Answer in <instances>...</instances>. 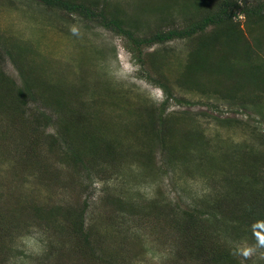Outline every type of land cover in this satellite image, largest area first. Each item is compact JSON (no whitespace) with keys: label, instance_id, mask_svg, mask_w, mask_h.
<instances>
[{"label":"rangeland","instance_id":"1","mask_svg":"<svg viewBox=\"0 0 264 264\" xmlns=\"http://www.w3.org/2000/svg\"><path fill=\"white\" fill-rule=\"evenodd\" d=\"M156 1L100 0L107 15L130 19L142 34L183 24L197 9L193 0H160L169 6L161 12ZM238 20L239 38L223 36L210 57L233 70H205L203 84L186 86L184 65L196 38L156 44L140 58L126 37L96 19L38 0H0V68L19 87L29 77L39 99L28 100L23 115L0 108V217L7 219L0 221V264H207L190 244L205 230L206 243L228 247L239 264H264V239L259 244L232 226L207 225L203 216L198 228L177 227L186 209L205 208L204 199L225 193V168L241 167V154L257 151L264 162V20L249 22L244 14ZM215 30L211 25L207 33ZM156 50L163 55H153ZM156 68L179 99L165 104L163 115L175 118L166 123L172 133L163 141L154 130L162 126L165 90L139 76ZM254 74L259 85L250 79ZM61 89L72 109L91 113L90 131L103 137L101 144L112 143L116 157L94 162L88 140L74 127L66 142L59 137L66 118L40 98ZM220 117L232 121L224 125ZM199 134L189 148L179 143ZM71 146L79 159L68 152ZM220 201L232 208L229 199ZM157 207L168 218L155 217ZM71 210L84 211L82 231L90 233L97 257L77 248L80 234L65 217Z\"/></svg>","mask_w":264,"mask_h":264},{"label":"trees","instance_id":"2","mask_svg":"<svg viewBox=\"0 0 264 264\" xmlns=\"http://www.w3.org/2000/svg\"><path fill=\"white\" fill-rule=\"evenodd\" d=\"M38 1L44 3L48 7H58L67 15L78 12L87 18L98 20L101 24L106 26V28L126 37L129 43L128 48L132 49L134 52H138L140 58L145 48H151L156 44H164L182 38H190L192 40L196 38V46L190 54V62L188 61V63L184 65V74L186 73L187 76L186 86L190 84L195 86L203 84L199 79L201 78L202 72L205 70H211L217 73L220 71L230 72V70H233L230 64L225 63L224 60L219 62L211 60L210 57L213 56L214 50L220 49L218 46L221 44L220 40L223 36L229 37L233 35L235 40L239 38H236V36H240L238 34L239 26L237 21H239L238 18H240L241 14H244L247 20L249 19V22L264 20V0H260L252 5L244 4L240 0H203L204 3L213 2L210 7H207L208 4L203 7L201 0H193L192 7L197 9L191 11V13L185 14L183 24L179 23L172 26L158 27L153 31L142 34L139 29L136 31V29L132 28L133 26L130 19L115 15H107L104 9L106 3L104 2L103 6H101L100 0ZM155 3L160 4L158 7L160 10H158L161 12L163 9L166 11L169 8L168 5L166 6V2L160 3V0H157ZM187 5L191 6L190 1L187 2ZM146 12L148 14L153 13L147 10ZM211 25H216L219 27V30L207 33V29ZM134 26L135 28L137 27L136 25ZM153 52H155L153 55H163L160 50ZM7 54L15 64L18 63V61H15V55L10 51H7ZM139 76L148 79L165 90V100L161 103L160 118L158 119L159 121L161 120L162 126L157 127L156 124L157 128L154 130L160 140L163 141L165 136L172 131L166 123L175 118L173 113L169 116L163 115L166 108L165 104L170 100L174 102L179 99L167 85V76L161 70L156 68L154 71L150 70L149 73L142 71ZM256 78L257 75L254 74L253 78L250 79L253 80L256 85H259L256 82ZM32 85L30 78L27 77L23 78V87H19L16 81L5 76L3 70L0 68V108H2L1 105L10 106L17 114L23 115L28 100H39ZM40 100L45 102L49 107L53 106L57 108V110L62 112L65 116L66 123L58 131L59 137L64 139V142H66L67 135L73 132L74 127L75 130H78L76 134H78L79 137L88 140L86 148L94 162L98 160L99 157H116L114 145H112V143H107V145L101 144L99 139H103V137L97 132V134H94L95 131H90L89 126L93 121L91 113L82 112L78 108L72 109L71 100L64 98V91H62V89L60 92L48 90L46 95H43ZM70 107L71 109H69ZM151 107L154 108L153 106ZM43 114L44 113H41V115ZM153 119L154 118H152V120ZM218 119L224 125L232 121L227 117H220ZM167 132L169 133L166 134ZM151 133H153V131ZM199 135H194L196 137L189 136L191 140L189 138V140H187L188 142L182 138L183 142L179 143L189 148L193 139H201L203 137V135ZM187 136L188 135L185 136L186 139L188 138ZM46 138L48 137L46 136ZM49 139L52 144L57 140L56 138ZM38 143V139L31 141L29 144L30 153L35 150V146H37ZM179 143L175 145L174 149L178 148ZM68 149V152H71L72 156L74 155L76 159L80 158L79 155L73 151L72 146ZM256 153L258 152L248 150L241 154L240 158L244 159L245 162L241 164V167L235 165V169L232 173L228 172L229 168H225L224 177L226 183H224L225 187L223 186L226 188L225 193L222 195L219 192L215 198L209 201L208 198H206V201L204 199V202H206L205 208L197 209L191 207L186 209L184 212L186 221H177V227H180V229L181 226H185V229L198 228L199 225H201L199 218L203 216V221H207V225L209 223L211 225H220L223 230L224 224L232 226L233 231H235L237 235H240V237L248 235L253 241L257 239L259 244H261V240L264 239V162L261 160L260 162L258 161ZM215 156L216 155H212L214 158ZM221 156L231 159L234 158V156L229 155V153H224V155ZM149 158H152V155H149ZM223 199H229L231 201L232 208H230V210L220 201ZM158 209L159 207H157L156 211L154 209L155 217L164 220L168 218V216L164 217L166 214ZM83 213L84 211L74 213L73 210H71L68 214H65V217L68 216L67 222L72 226L70 231L75 234L76 237L77 232L80 234L76 243L77 248L88 249L93 256L97 257L96 248L92 243L90 233H84V231H82L84 227ZM1 220L7 219L0 217V221ZM227 221H232L231 223L234 224L229 225ZM202 233L205 234V236H196L197 233H195V237L190 242L197 257L200 259L202 258L207 264H239L237 255L231 249L228 247H221L220 244L209 246L206 243V241L209 240V231L207 232V230H205Z\"/></svg>","mask_w":264,"mask_h":264}]
</instances>
